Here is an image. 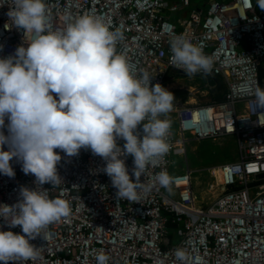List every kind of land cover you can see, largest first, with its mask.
Returning <instances> with one entry per match:
<instances>
[{
  "label": "built area",
  "instance_id": "2783aa9c",
  "mask_svg": "<svg viewBox=\"0 0 264 264\" xmlns=\"http://www.w3.org/2000/svg\"><path fill=\"white\" fill-rule=\"evenodd\" d=\"M45 3L54 31L87 14L122 33L117 53L124 56L133 74L146 70L153 75L151 85L164 87L171 71L185 73L169 62V41L183 35L212 58L211 75L225 79L227 92L221 101L198 102L193 97L173 101L167 115L176 126L168 137L170 151L141 176L144 184L154 186L147 192L138 190L136 201L117 199L101 157L85 149L67 157L57 149L62 157L57 164L62 182L58 187H41L50 198L68 201L71 213L48 227L46 240L30 241L38 255L27 264H97L99 252L110 257L108 264H179L174 256L177 248L189 254L190 264H264V113L257 109L254 96L257 84L264 88L259 77L264 63V11L256 0H251V7L247 0H212L178 21L171 14L190 8L189 0ZM11 7L13 0H0V58L14 55L22 44L27 47L23 30L8 16ZM138 130L142 138V125ZM3 131L7 135L6 127ZM187 134L196 141L223 136H234L237 141L238 160L219 166L222 192L206 207L197 204L189 166L184 172H173L176 158L187 161ZM124 143L117 140L120 147ZM4 150H8L6 145ZM121 159L134 180L133 157ZM10 163L15 176L0 174V205L15 204L21 186L36 189L35 177L25 175L15 158ZM162 170L172 177L170 190L155 183V175ZM0 231L23 234L19 226L10 228L3 218Z\"/></svg>",
  "mask_w": 264,
  "mask_h": 264
},
{
  "label": "clouds",
  "instance_id": "9594fccd",
  "mask_svg": "<svg viewBox=\"0 0 264 264\" xmlns=\"http://www.w3.org/2000/svg\"><path fill=\"white\" fill-rule=\"evenodd\" d=\"M247 3L251 7V0ZM256 6L264 11V0H256ZM8 16L23 30L27 47L22 44L14 55L0 58V174L15 176L10 163L15 158L25 175L35 177L36 189L21 186L15 204L0 205V218L23 233L0 231V262L27 264L38 255L30 241L46 240L48 227L71 213L68 201L50 198L41 187L62 182L57 171L62 157L56 150L75 157L85 149L101 157L117 199L136 201L138 190L147 192L154 186L144 184L141 176L170 151L167 115L175 97L161 84L151 85L153 75L148 71L133 74L116 51L122 33L109 30L97 17L81 15L54 31L45 0H13ZM169 44L173 67L189 78L211 74L213 60L200 47L183 35ZM254 96L257 109L264 113V88L259 84ZM118 139L125 141L123 147ZM128 155L133 157L134 180L121 159ZM154 180L166 190L173 182L164 170ZM174 256L179 264H190L184 249L177 248ZM95 259L108 264L110 257L99 252Z\"/></svg>",
  "mask_w": 264,
  "mask_h": 264
},
{
  "label": "rangeland",
  "instance_id": "374dc122",
  "mask_svg": "<svg viewBox=\"0 0 264 264\" xmlns=\"http://www.w3.org/2000/svg\"><path fill=\"white\" fill-rule=\"evenodd\" d=\"M205 84L206 79L201 76L189 78L185 73H176L168 79L164 88L174 95L175 100L191 101V97H193L198 102H206L211 97L209 87H206ZM192 91L194 94H191ZM186 137L189 140L187 161L184 157H180L179 161L184 168L188 165L192 170L197 204L199 207H206L222 192L219 166L238 160L237 141L234 136L200 141L190 139L189 134Z\"/></svg>",
  "mask_w": 264,
  "mask_h": 264
},
{
  "label": "crops",
  "instance_id": "0c3cea01",
  "mask_svg": "<svg viewBox=\"0 0 264 264\" xmlns=\"http://www.w3.org/2000/svg\"><path fill=\"white\" fill-rule=\"evenodd\" d=\"M166 1H168L170 3H174V2H180L181 0H166ZM211 1L212 0H189L190 8L181 9L179 12L171 14V19L178 21V19H180L182 17H186L187 15H189L190 11L195 9V8L203 9V8L207 7ZM218 1H230V0H218ZM206 84H209V83L206 82ZM208 89L210 90V84H209ZM210 100H212V99H210ZM171 128L173 130L176 129V126L173 122L171 123ZM179 160H180L179 157L175 159V168L173 169L174 174L181 173V172L185 171V168L180 164ZM194 190H195V188H194ZM195 194H196V191H195Z\"/></svg>",
  "mask_w": 264,
  "mask_h": 264
},
{
  "label": "trees",
  "instance_id": "16d2710c",
  "mask_svg": "<svg viewBox=\"0 0 264 264\" xmlns=\"http://www.w3.org/2000/svg\"><path fill=\"white\" fill-rule=\"evenodd\" d=\"M174 71H171L169 73V78H171L173 75H175ZM259 77L261 80L264 81V63H262L259 67ZM205 78V77H203ZM206 79V78H205ZM207 82V80H206ZM210 97L212 100L221 101L224 99L226 92H227V85L225 82V79L222 76H215L213 78V83L210 84ZM172 227L175 228L174 225Z\"/></svg>",
  "mask_w": 264,
  "mask_h": 264
},
{
  "label": "water",
  "instance_id": "95a60500",
  "mask_svg": "<svg viewBox=\"0 0 264 264\" xmlns=\"http://www.w3.org/2000/svg\"><path fill=\"white\" fill-rule=\"evenodd\" d=\"M174 72H176V73H181L180 71H177V70H175ZM204 77L207 79V82L209 83V84H212L213 83V76L211 75V74H209V75H204Z\"/></svg>",
  "mask_w": 264,
  "mask_h": 264
}]
</instances>
